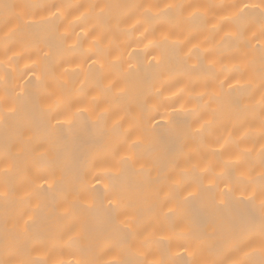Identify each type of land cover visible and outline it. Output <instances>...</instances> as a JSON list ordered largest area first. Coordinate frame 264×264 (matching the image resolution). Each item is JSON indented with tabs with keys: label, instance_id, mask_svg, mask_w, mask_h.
Here are the masks:
<instances>
[{
	"label": "bare ground",
	"instance_id": "obj_1",
	"mask_svg": "<svg viewBox=\"0 0 264 264\" xmlns=\"http://www.w3.org/2000/svg\"><path fill=\"white\" fill-rule=\"evenodd\" d=\"M261 201L264 0H0V264H264Z\"/></svg>",
	"mask_w": 264,
	"mask_h": 264
},
{
	"label": "snow or ice",
	"instance_id": "obj_2",
	"mask_svg": "<svg viewBox=\"0 0 264 264\" xmlns=\"http://www.w3.org/2000/svg\"><path fill=\"white\" fill-rule=\"evenodd\" d=\"M244 7L247 8L248 6L245 5ZM261 209L264 211V201H261ZM85 264H87V262H85Z\"/></svg>",
	"mask_w": 264,
	"mask_h": 264
}]
</instances>
